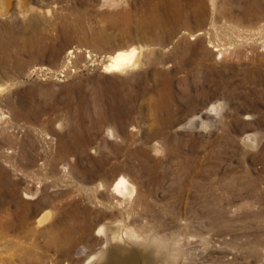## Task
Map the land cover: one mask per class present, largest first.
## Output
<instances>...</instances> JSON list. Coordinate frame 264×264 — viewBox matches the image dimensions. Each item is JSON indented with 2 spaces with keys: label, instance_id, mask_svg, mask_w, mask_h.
I'll return each instance as SVG.
<instances>
[{
  "label": "rangeland",
  "instance_id": "rangeland-1",
  "mask_svg": "<svg viewBox=\"0 0 264 264\" xmlns=\"http://www.w3.org/2000/svg\"><path fill=\"white\" fill-rule=\"evenodd\" d=\"M6 3L0 264H264V0Z\"/></svg>",
  "mask_w": 264,
  "mask_h": 264
},
{
  "label": "bare ground",
  "instance_id": "bare-ground-1",
  "mask_svg": "<svg viewBox=\"0 0 264 264\" xmlns=\"http://www.w3.org/2000/svg\"><path fill=\"white\" fill-rule=\"evenodd\" d=\"M6 2H7V0H0V13L6 10V6H7ZM143 51H144L143 48H138V47L137 48L132 47V48L127 49V50H119L118 52H116V54L109 56L107 63L105 64V70L123 72V71H126L128 69L133 68V67L137 66L139 64V62H141L140 57L142 56V54H144ZM110 133L112 136H114L112 131ZM129 186H128V182L125 179V177L124 178L122 177L114 184L113 191H114V193H116L118 195L125 196L129 193V191H132V190H129ZM130 189H131V186H130ZM25 195H26V198H30L29 194H25ZM1 215H0V241L2 239H4L5 237H7L8 235H10V233L13 231L12 224L6 219V217L3 218V216H1ZM51 216H52V213L50 211L44 213L38 219L39 225L43 226L44 224H46L51 219ZM120 231H122V230H120ZM123 231H124V229H123ZM124 232H123V234H121L122 233L121 232L120 233L121 235H119V236L115 235L112 238V241H116L117 239L122 241L124 238H127L128 240H130L134 243H137L138 245H140L142 247H145V246L152 247L153 246L156 248L158 253H161L162 251L167 252V250H168V243L164 240V238L156 236L153 238V240L150 241L145 236L135 235L133 231L130 232V230H126ZM112 241H111V243H112ZM149 250H150V248H149ZM115 251H116L115 247L112 246L111 248H109L105 252H101L99 255L96 254L95 256L91 257L88 264H117V261H116L117 259L115 260V257H114V254L116 253ZM156 257L158 259V256H156ZM162 257H164V255ZM162 257H160L158 259V262H156V264H161L160 262H163ZM164 262L166 263V261H164Z\"/></svg>",
  "mask_w": 264,
  "mask_h": 264
}]
</instances>
